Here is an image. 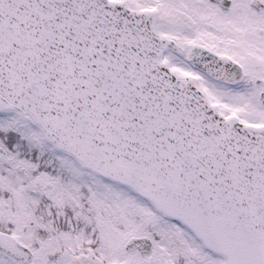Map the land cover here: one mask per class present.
Listing matches in <instances>:
<instances>
[{
	"label": "snow or ice",
	"instance_id": "1",
	"mask_svg": "<svg viewBox=\"0 0 264 264\" xmlns=\"http://www.w3.org/2000/svg\"><path fill=\"white\" fill-rule=\"evenodd\" d=\"M0 264H264V0H0Z\"/></svg>",
	"mask_w": 264,
	"mask_h": 264
}]
</instances>
